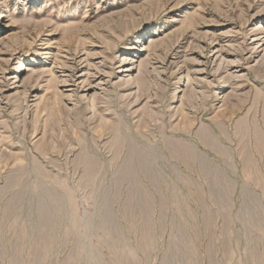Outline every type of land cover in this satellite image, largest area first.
I'll return each mask as SVG.
<instances>
[{"label":"rangeland","instance_id":"1","mask_svg":"<svg viewBox=\"0 0 264 264\" xmlns=\"http://www.w3.org/2000/svg\"><path fill=\"white\" fill-rule=\"evenodd\" d=\"M0 264H264V0H0Z\"/></svg>","mask_w":264,"mask_h":264},{"label":"bare ground","instance_id":"2","mask_svg":"<svg viewBox=\"0 0 264 264\" xmlns=\"http://www.w3.org/2000/svg\"><path fill=\"white\" fill-rule=\"evenodd\" d=\"M155 34V37L154 38H151L150 39V43H149V47L150 46H156L157 45V43H158V37L160 36V33H158V32H155L154 33ZM146 42H148V41H146ZM146 42H145V44H146ZM147 46V45H146ZM146 46H142L141 47V49L139 48V51H146ZM161 46V45H160ZM152 47H150V49L149 50H151V48ZM133 49H134V47H132ZM154 48V47H153ZM118 62H120V61H118ZM136 64H137V61L136 62H133V58H130L129 60H127V61H125L124 63H123V67H122V69L120 70V72L122 73V75L120 76L121 78H122V80H120V81H122L124 84H126V85H128V84H130L131 83V81L133 80V78L131 77V73H132V71H133V68L136 66ZM27 67L25 66V64L23 63V62H20V64L18 65V67H17V70H18V72H20V71H27ZM29 70V69H28ZM32 70V69H31ZM65 70H66V68H65ZM18 77L19 76H16V75H14L12 78V80L14 81L12 84H16V83H18L19 85L18 86H16V88L17 87H20L21 89L22 88H24V90L26 89L25 88V85H26V83L24 82L25 80H22V78H20L19 77V79H18ZM186 76H182V74H179V80L181 81L183 78H185ZM135 80V79H134ZM177 81H178V78H177ZM67 83V82H66ZM65 83V84H66ZM15 89V88H14ZM183 89H180L179 87H177V91L174 93L175 94V96L177 95V92H179V93H183ZM178 98H179V96H178ZM177 98V99H178ZM91 99H93V98H91ZM90 99V100H91ZM37 106V105H36Z\"/></svg>","mask_w":264,"mask_h":264}]
</instances>
